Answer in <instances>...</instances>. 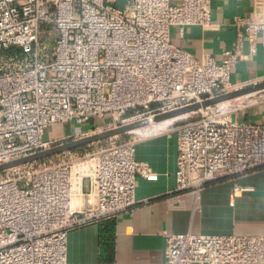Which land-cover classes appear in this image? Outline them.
<instances>
[{
  "label": "built area",
  "instance_id": "obj_1",
  "mask_svg": "<svg viewBox=\"0 0 264 264\" xmlns=\"http://www.w3.org/2000/svg\"><path fill=\"white\" fill-rule=\"evenodd\" d=\"M210 2L125 0L118 10L117 0H0V165L57 145L43 139L53 126L101 119L107 131L235 91L230 75L242 44L253 51L263 25L236 17L243 35L220 61L170 40L171 28L209 27ZM44 33L51 50L43 49ZM224 105L172 130L168 199L179 207L208 185L264 173V125L234 121V108ZM135 143L116 137L90 154L1 172L0 264H67L70 231L129 214L136 180L158 179L135 158ZM164 238L160 264H264V234Z\"/></svg>",
  "mask_w": 264,
  "mask_h": 264
},
{
  "label": "crops",
  "instance_id": "obj_2",
  "mask_svg": "<svg viewBox=\"0 0 264 264\" xmlns=\"http://www.w3.org/2000/svg\"><path fill=\"white\" fill-rule=\"evenodd\" d=\"M209 27L171 28V43L196 58H229L244 28L234 19H250L264 27V0H211ZM241 59L230 75L234 89L264 82V29L253 51L243 42ZM226 103L230 118L264 125V93ZM105 120L90 119L79 126L67 123L45 130L43 139L57 143L91 135L102 130ZM155 128V127H154ZM150 128L126 139L135 143V158L158 175L155 182L136 180V206L129 213L89 225L67 234V264H160L165 234L193 233L220 236H261L264 234V173L257 172L206 186L194 198L185 196L179 207L168 199L174 189L176 141L172 131ZM235 188L248 189L237 190Z\"/></svg>",
  "mask_w": 264,
  "mask_h": 264
},
{
  "label": "water",
  "instance_id": "obj_3",
  "mask_svg": "<svg viewBox=\"0 0 264 264\" xmlns=\"http://www.w3.org/2000/svg\"><path fill=\"white\" fill-rule=\"evenodd\" d=\"M262 92H264V82L253 84V85H250L244 88H240L230 93L218 96L214 99L206 100L201 103H196V104L190 105L188 107H185V108H182L176 111L157 115L153 117L152 119H146V120H142L139 122L124 125V126H121L115 129L103 131L101 133L90 135V136H87L79 140L57 144V145L50 147L47 150L38 152L36 154L29 155V156H26V157H23V158H20V159H17V160L8 162V163L1 164L0 173L7 171V170L19 168L25 165L42 162L44 160L50 159L55 156H59L61 154L74 152V151L89 147L94 144L105 142L112 138L129 135L134 132L140 131L142 129L148 128L150 126L185 119V118L190 117L191 115H195L196 113H198L199 111L205 108L224 104L227 102H232V101L239 100L247 96L259 94Z\"/></svg>",
  "mask_w": 264,
  "mask_h": 264
},
{
  "label": "rangeland",
  "instance_id": "obj_4",
  "mask_svg": "<svg viewBox=\"0 0 264 264\" xmlns=\"http://www.w3.org/2000/svg\"><path fill=\"white\" fill-rule=\"evenodd\" d=\"M124 4H125V0H117L116 8L118 10H121V9H123ZM42 29L44 31H46V29H48V27H43ZM41 42H42L43 49H45V50H51V48H52V42H53V37H48L46 35V33H44L43 36H42ZM236 90H238V89H236ZM262 93H264V92H262ZM259 94H261V93H259ZM242 99H245V98H242ZM237 101H239V100H237ZM199 117H200V114L199 113H196L195 115H191L190 117L185 118V119L177 120V121H174V122H167V123H163V124H159V125H154V126H151V127L145 128V129H142L140 131L146 132L148 129L154 128V127L155 128H158V129L160 128V129H162L164 131H172L176 127H179V126L183 125L184 123H187V122H190V121H195V120L199 119ZM100 132H103V130H101ZM119 138L122 141H123V139L126 140L125 137H119ZM65 142H68V140L66 139V140L60 141V142H58L56 144H62V143H65ZM104 146H106V144H94V145H91L89 147H86L83 151H74V152H80L83 155L84 154H90V153H93V152H95V151H97L99 149H103Z\"/></svg>",
  "mask_w": 264,
  "mask_h": 264
},
{
  "label": "trees",
  "instance_id": "obj_5",
  "mask_svg": "<svg viewBox=\"0 0 264 264\" xmlns=\"http://www.w3.org/2000/svg\"><path fill=\"white\" fill-rule=\"evenodd\" d=\"M85 148H82V149H79V150H77V151H83Z\"/></svg>",
  "mask_w": 264,
  "mask_h": 264
},
{
  "label": "bare ground",
  "instance_id": "obj_6",
  "mask_svg": "<svg viewBox=\"0 0 264 264\" xmlns=\"http://www.w3.org/2000/svg\"><path fill=\"white\" fill-rule=\"evenodd\" d=\"M222 105H224V104H222ZM163 124V123H162ZM151 127V126H150Z\"/></svg>",
  "mask_w": 264,
  "mask_h": 264
}]
</instances>
